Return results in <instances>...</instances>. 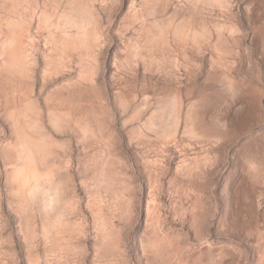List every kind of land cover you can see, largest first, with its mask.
<instances>
[{
  "label": "rangeland",
  "instance_id": "obj_1",
  "mask_svg": "<svg viewBox=\"0 0 264 264\" xmlns=\"http://www.w3.org/2000/svg\"><path fill=\"white\" fill-rule=\"evenodd\" d=\"M0 264H264V0H0Z\"/></svg>",
  "mask_w": 264,
  "mask_h": 264
}]
</instances>
